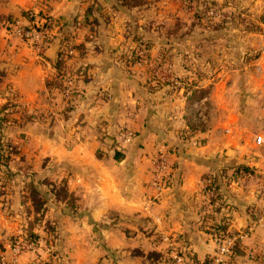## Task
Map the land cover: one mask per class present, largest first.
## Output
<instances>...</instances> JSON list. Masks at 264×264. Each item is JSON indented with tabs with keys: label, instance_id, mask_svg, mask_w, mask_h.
Wrapping results in <instances>:
<instances>
[{
	"label": "crops",
	"instance_id": "crops-1",
	"mask_svg": "<svg viewBox=\"0 0 264 264\" xmlns=\"http://www.w3.org/2000/svg\"><path fill=\"white\" fill-rule=\"evenodd\" d=\"M171 1L0 0V130L17 150L9 171L0 169L7 255L27 239L34 218L30 182L63 179L79 196L76 206L58 199L54 209L49 194L45 217L57 219L56 237L48 243L40 236L17 264H178L164 235L204 259L216 250V226L235 231L261 216L264 143L256 136L264 135V29L241 37L236 21L222 22L210 41L203 23L177 22L183 9ZM247 1V9L256 6ZM32 6L51 15L53 36L42 55L8 29L9 18L26 22ZM166 8L168 21L161 18ZM130 32L149 42L147 63L130 60L138 47ZM69 41L77 48L62 54ZM69 73L76 104L65 117L46 81ZM5 107L15 110L10 122ZM34 112L40 116L24 117ZM159 151L173 164L160 191L152 183ZM238 165L251 171L235 172ZM211 173L218 175L217 200L206 183ZM234 250L232 264H264V217Z\"/></svg>",
	"mask_w": 264,
	"mask_h": 264
},
{
	"label": "built area",
	"instance_id": "built-area-1",
	"mask_svg": "<svg viewBox=\"0 0 264 264\" xmlns=\"http://www.w3.org/2000/svg\"><path fill=\"white\" fill-rule=\"evenodd\" d=\"M40 1L47 3L48 0ZM214 8L216 7L210 8L209 11L212 12L211 14L218 16L216 15L218 14V11H215L218 8ZM24 18L26 19V22L19 17L7 20L9 31H12V33L18 38L32 43L31 45H34L38 52H43L45 44L49 41L48 28L51 19L49 11L43 7L38 9L32 6L27 9L26 13H24ZM136 54L140 59L138 60V63L144 64L146 61L145 59L147 58V51L144 48L138 47ZM176 81L178 82V80ZM74 90V78L72 76L66 77L65 86L60 89L61 94L67 98L65 103H68L69 98L74 95ZM203 114V109H199L198 115L200 119H202L201 117H203ZM124 136L127 140H130L133 136V131L128 128L125 129ZM256 140L258 143H264V135H258ZM154 165L156 172L153 184L156 186L157 190L160 191L167 187L170 182L173 164L167 158L166 153L159 151L154 158ZM242 172L247 173L248 171L243 170ZM247 174H249V172ZM206 183L209 187V192L212 195L215 194L216 187L213 184V178L211 176L206 177ZM261 188L264 195V182L262 183ZM261 213L258 221L264 217V197ZM257 222L252 221L245 227L236 229L231 234H216L214 236L217 242L216 250L204 259L198 258L194 255L193 251L185 246H177V238L175 236L164 235L163 238L167 242V250L169 254L178 264H232L236 244L255 230ZM14 243L13 255L8 256L4 250L0 251V264H17L20 252L25 249L26 246L34 245L36 241H29L23 237L20 240L17 239Z\"/></svg>",
	"mask_w": 264,
	"mask_h": 264
},
{
	"label": "rangeland",
	"instance_id": "rangeland-1",
	"mask_svg": "<svg viewBox=\"0 0 264 264\" xmlns=\"http://www.w3.org/2000/svg\"><path fill=\"white\" fill-rule=\"evenodd\" d=\"M173 1H171V2L173 4H175ZM227 1L228 0H175L176 6L178 7V10H179V8L183 9L181 11H177L176 12L177 17H178L177 22H182L183 20H180L181 18L182 19L189 18L190 20H192V21H194L196 23H199V24L203 23L208 28L209 32L206 31V33H209L207 35H210V37H209L210 41L214 40V38H211V35L215 34V32H216V31H213L214 29H212V31H210L211 28L216 26L218 23H220L219 21H221V20H223L225 22L236 21V24L238 25L237 26L238 29L235 31V34L239 35L241 37H244V36L246 37V34L248 32H251V31H256V32H261L262 31L263 32V29H264V0H250L251 3H255L256 4V6L253 7L252 9H249V8L247 9L246 8L244 3H248L247 0H230L231 2H227ZM237 4H239V5H237ZM242 4H244V5H242ZM212 7H216L214 9L218 8L217 10H215V11H218V14H216L218 16H215V15L211 14L212 12L209 11V9L212 8ZM29 8H31V7H29ZM27 9H25V11H27ZM169 12H172V11H169L168 8H166V11H162L161 12V16H164V17H161V18H163L164 20H167V21H168V18L171 19L170 15L168 17V13ZM198 13H200V14L198 15ZM157 14H159V13H157ZM159 17H160V14H159ZM51 21L52 20L50 19L49 28H48V30H49V36H48L49 41L52 40L51 38L53 36L52 28L50 26L51 25ZM159 26L161 27V29H163V26H164L163 22H162V25L159 24ZM167 30L168 29L165 28L162 32L165 33ZM197 31H198V34H200V31H202L203 33L205 32V30H203V28H202V30H201V28H197ZM9 32H10L11 36L17 37L14 33H12V31H9ZM133 33L134 32H130V35H133ZM134 37H137L138 39L143 38V36H141L140 34L139 35L134 34L132 36V38H134ZM19 39H21V38H19ZM21 41H23V43H25V44L27 43L29 46L33 47L36 50V47L34 45L33 46L31 45L32 43H29L28 41H25L23 39H21ZM49 41H48V43L45 44L44 50L46 49L47 45L49 44ZM146 46H148V47H146ZM76 48H77L76 45L75 44L74 45L73 44L70 45V41H69L68 43H66L65 51L68 50L69 53H71V52L73 53ZM139 48H144L147 51V58L145 59L146 60L145 63H147L148 59H149V50H148L149 49V45L145 44V45H142ZM44 50H43V52H44ZM36 51L38 52V50H36ZM135 51L137 52V50H135ZM43 52H38V53L40 55H42ZM246 52H245V54H247ZM253 52H254V54H258V50L257 51H253ZM254 54H250V55L252 56ZM138 60H140V59L137 57L136 58V61H137L136 63L139 64V65H142V64L138 63ZM68 76H72L74 78V89L76 90L75 76L73 75V73H69V74H67L65 76L60 75L59 77L61 79H65ZM49 96L52 99L60 97L58 102H60L61 98H62V101L60 103L63 105L64 110H66L65 108H70L72 110L75 107V104H76L75 103V95H72L71 98H69L68 103H65V100L67 98H66V96L64 97L63 94H61L60 89H56L55 90V95L54 96L52 94H49ZM260 109L262 110V113L264 114V102L261 104ZM35 113L36 112L31 113V114H33V119L35 117L40 116V114H38V113L35 114ZM67 115H68V113L66 112L65 113V117ZM24 117L27 118L26 113L24 114ZM3 118H5V115H3ZM198 118H199V116H198ZM201 118L202 119H200V120L205 119V115L203 114V117H201ZM0 136L1 137L3 136L2 129L0 130ZM257 136H256V138H257ZM11 144H12L11 145L12 147L16 148V146L13 143H11ZM12 163H14V161L11 162L10 165ZM9 168H10V166H6L5 164L0 163V169H2V170L5 169L6 172H8ZM153 180H154V178H153ZM62 181H63V179H62ZM62 181H60V182H62ZM51 182L56 183L54 180L51 181ZM60 182L56 183L55 186L56 187H60V185H62ZM38 183H40V184H38ZM38 183H36V185L41 189V191L43 192V195L46 196L47 193H48V194H50L51 197H53L54 201L57 202V203L54 202L55 204L51 205V207H53L55 209V206H58L59 203H58V198H56V196L54 195V192L52 190H50V189H52L53 185L51 186V185H49L47 183L45 184L44 180L42 181V178H39V182ZM152 183H153V181H152ZM48 200H49V198H48ZM62 200H65V199H62ZM48 208H50V204H46V209H48ZM46 211L43 214V216H41L42 219L37 222V223L41 224V225H38L37 228L41 227V228L44 229V231L43 232H40L39 230H37V231H39L41 233L42 237L44 236L43 238L47 239L48 243H51L50 239L56 237V224L58 225V223L56 222V220H57L56 218H52V219L51 218H46L45 217ZM47 233H49L48 237L46 236V235H48ZM51 234L53 236H51ZM45 239H41V240H43V242L46 243Z\"/></svg>",
	"mask_w": 264,
	"mask_h": 264
},
{
	"label": "trees",
	"instance_id": "trees-1",
	"mask_svg": "<svg viewBox=\"0 0 264 264\" xmlns=\"http://www.w3.org/2000/svg\"><path fill=\"white\" fill-rule=\"evenodd\" d=\"M227 2H231L230 0H228ZM24 13H26V11H24ZM200 13H198L199 15ZM12 19V18H9ZM220 23L225 22L223 20L219 21ZM218 23V24H220ZM217 26V25H216ZM214 26V27H216ZM134 40L137 43L138 47H141L142 45H149V42H147L146 40H141V39H137V37H134ZM137 47V48H138ZM144 47V46H143ZM148 47V46H146ZM133 51L131 53H129V58L130 60H132L133 63H136V58L138 57L136 54V51L134 49H132ZM137 50V49H136ZM68 52V50H66ZM61 53H65V49L64 51H61ZM47 85L50 87V94H52L53 96L55 95V90L56 89H61L65 86V79H61L59 76H55L53 79H47L46 81ZM192 83L188 84L186 81V91L188 88L192 89L191 86ZM195 91L193 90L192 95H194ZM75 95V92H74ZM196 96V95H194ZM66 112L70 111V108H65ZM5 111V118L4 121L6 122H10L11 118L9 117L10 114H12V112H14V109H11V107H5L4 109ZM33 118V114H28L27 115V120H31ZM12 144L9 142H4L2 140V137L0 136V163L5 164L6 166H10V163L13 161H16L17 159V150L11 146ZM241 169L245 170V171H251L249 167L244 166V165H238L235 167V172H240ZM208 176H211L213 178V184L216 187V192L215 194L212 195V200H217V198L221 197V193L219 191V182H218V175L217 173L215 174H209ZM47 184H52V190L56 196V198L58 199H65L68 204H70L72 207L77 205V202L79 200V196L76 195L74 192L70 191L68 188V184L65 180H63L62 182H60L62 185H60V187H56L54 182L51 181H46ZM26 196L28 197V199L31 200L32 203V210L35 211L34 214V218L30 219L28 221V225L26 226V238L29 241H37L41 234L38 231H35V225L37 224L38 221H40L42 219L41 216H43V214L46 211V204L48 202V198H49V194L47 193V197L45 195H43V192L41 191V189L34 183V182H30L27 185V194ZM45 196V197H44ZM234 230L229 229L228 226H226V224L220 223L218 226H216V228L214 229L215 235L216 234H231ZM14 239V238H11ZM13 241V240H12ZM5 249V243L3 241H0V251ZM194 255H196L194 253Z\"/></svg>",
	"mask_w": 264,
	"mask_h": 264
}]
</instances>
